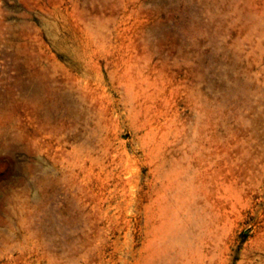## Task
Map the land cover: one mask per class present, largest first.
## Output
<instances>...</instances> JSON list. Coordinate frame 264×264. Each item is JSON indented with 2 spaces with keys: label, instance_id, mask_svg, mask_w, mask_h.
<instances>
[{
  "label": "rangeland",
  "instance_id": "1",
  "mask_svg": "<svg viewBox=\"0 0 264 264\" xmlns=\"http://www.w3.org/2000/svg\"><path fill=\"white\" fill-rule=\"evenodd\" d=\"M0 264H264V0H0Z\"/></svg>",
  "mask_w": 264,
  "mask_h": 264
}]
</instances>
